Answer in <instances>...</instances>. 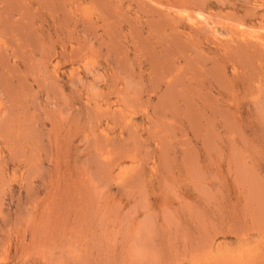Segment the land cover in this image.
Returning a JSON list of instances; mask_svg holds the SVG:
<instances>
[{"label": "rangeland", "instance_id": "374dc122", "mask_svg": "<svg viewBox=\"0 0 264 264\" xmlns=\"http://www.w3.org/2000/svg\"><path fill=\"white\" fill-rule=\"evenodd\" d=\"M0 264H264V0H0Z\"/></svg>", "mask_w": 264, "mask_h": 264}, {"label": "bare ground", "instance_id": "6f19581e", "mask_svg": "<svg viewBox=\"0 0 264 264\" xmlns=\"http://www.w3.org/2000/svg\"><path fill=\"white\" fill-rule=\"evenodd\" d=\"M19 3H20V2H19ZM11 6H12V5H11ZM15 11H16V10H15ZM2 13H3V12H2ZM12 15H13V14H12ZM166 18H167V17H166ZM193 18H194V17H193ZM167 19H168V18H167ZM1 24H2V23H1ZM197 24H198V23H197ZM197 24H196V25H197ZM157 26H158V25H157ZM161 27H162V26H161ZM207 28H208V27H207ZM262 37H263V36H262ZM258 40H259V39H258ZM262 41H263V40H262ZM40 42H41V41H40ZM254 42H255V41H254ZM33 44H34V43H33ZM179 44H180V43H179ZM191 48H192V47H191ZM181 51H182V50H181ZM174 53H175V52H174ZM164 69H165V68H164ZM174 94H175V93H174ZM174 97H175V96H174ZM168 101H169V100H168ZM171 105H172V104H171ZM192 106H193V105H192ZM190 109H191V108H190ZM248 174H249V173H248ZM248 174H247V175H248ZM258 195H259V194H258ZM209 246H210V245H209Z\"/></svg>", "mask_w": 264, "mask_h": 264}]
</instances>
